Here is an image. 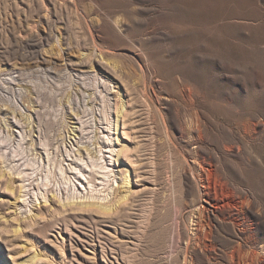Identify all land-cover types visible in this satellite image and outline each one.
<instances>
[{
	"label": "rangeland",
	"instance_id": "374dc122",
	"mask_svg": "<svg viewBox=\"0 0 264 264\" xmlns=\"http://www.w3.org/2000/svg\"><path fill=\"white\" fill-rule=\"evenodd\" d=\"M263 203L264 0H0V264H183Z\"/></svg>",
	"mask_w": 264,
	"mask_h": 264
},
{
	"label": "bare ground",
	"instance_id": "6f19581e",
	"mask_svg": "<svg viewBox=\"0 0 264 264\" xmlns=\"http://www.w3.org/2000/svg\"><path fill=\"white\" fill-rule=\"evenodd\" d=\"M258 123L259 122H257V125H258ZM121 152H124L123 148L121 149ZM192 168H194V167H192ZM198 172H200V170L194 168V170L192 172V176H194L197 180H199L198 183L201 186V183H200L201 180L199 178L200 176L197 174ZM123 182L126 184L128 182V178L125 177V180ZM193 187H195V186L193 185ZM214 187H215V185H214ZM197 188H196V192L198 191ZM245 188L239 189V187H238V191L235 188V191H236L235 192L231 187V189L229 191L230 193L228 194L229 196H228V198H226L225 204L228 206V208L230 210L235 212L237 214V216L240 215L239 212L241 210H244L245 208H249L250 207L249 204L252 202L251 198L249 199L251 194ZM199 190H201V189H199ZM227 192H226V195H227ZM198 193H199V191H198ZM236 193H237V195H236ZM201 196H204V195H202V193H201ZM43 197H45V196L43 195ZM125 197H126V194L123 195L122 198L120 197L119 198L120 202L118 204H120L121 202H124ZM216 198H217L216 196L207 195L204 198V200L207 201V203L210 205H214V204L215 205L213 208H210V209L204 205L202 207H206L207 211L210 210L212 215L214 217L218 218L219 214H220V209H218L216 207V204H217L215 202ZM69 205L70 206L76 205L77 207H80V208L85 206V208H87V209L88 208L101 209V212H103V213H108L109 211H111V208H107L106 206H104L102 204H95L94 202H88L86 204L83 202H77V203L70 202ZM263 205H264V203H263ZM256 207H254V208H256ZM263 208L261 206V209H260L261 213L264 212ZM197 210H200V208H198ZM202 211H204V210H202ZM256 213L257 212H255L254 214H256ZM261 213L259 211L257 214H261ZM207 214H209V213H207ZM231 214H233V213H231ZM237 216H235V217H237ZM256 216H258V215H256ZM225 217H223V218H225ZM199 218H201V217L199 216ZM243 218H245V217H243ZM226 220H228L227 223H229L228 225H230V227L232 229L231 232L234 233V235H235L234 237L236 240H235V242H230L229 243L230 245L228 247L227 246L223 247L222 245L220 246L219 250L223 253L224 257L221 258L220 260L218 259L217 261H214V262L211 261L210 262L209 255L211 256V254H213V252L219 251L218 249L215 248L216 247V245H215L216 241L214 242L213 237H212V229H211L212 227L211 228H209L210 226L206 227V226L202 225V223H200L198 220H196L192 224L193 226L191 227V229L189 228L190 230H187V228H186V231L181 234V237L184 241L183 249H182V251H183L182 252L183 264H264V239H262L261 237H258V236L251 233L249 228L251 227L252 224H250V223L247 224V222H245V220H243V219H239V218L233 219V217L230 218L229 216H228V218H226ZM263 221H264V219H263ZM228 232H230V231H228ZM201 243L204 245L205 250H201V247H200Z\"/></svg>",
	"mask_w": 264,
	"mask_h": 264
}]
</instances>
